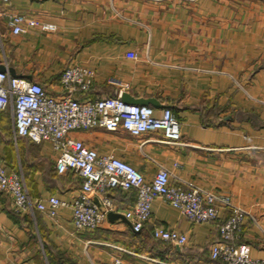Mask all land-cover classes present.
Listing matches in <instances>:
<instances>
[{
	"label": "crops",
	"instance_id": "0c3cea01",
	"mask_svg": "<svg viewBox=\"0 0 264 264\" xmlns=\"http://www.w3.org/2000/svg\"><path fill=\"white\" fill-rule=\"evenodd\" d=\"M17 13L55 28L24 25L14 33ZM73 64L86 66L92 81L73 93L76 98L153 97L158 104L143 105L156 116L170 108L180 138L171 143L160 129L135 136L103 127L68 135L119 156L148 181L164 166L172 184L228 196L247 212L239 240L252 257L264 259V0H0L4 70L60 97L66 93L61 74ZM0 157L8 172L22 174L33 199L46 203L55 195L68 203L53 216L21 213L0 190V264H224L211 257L210 246L220 240L227 206H219L215 219L195 222L156 196L150 218L134 230L123 211L137 190L111 187L105 194L123 218L106 214L98 227L77 229L69 203L82 177L56 170L48 141L17 135L9 107L0 109ZM154 226L177 229L187 239L156 238Z\"/></svg>",
	"mask_w": 264,
	"mask_h": 264
},
{
	"label": "built area",
	"instance_id": "2783aa9c",
	"mask_svg": "<svg viewBox=\"0 0 264 264\" xmlns=\"http://www.w3.org/2000/svg\"><path fill=\"white\" fill-rule=\"evenodd\" d=\"M24 25L41 30L55 28L53 23L40 22L23 13L12 17L14 33L24 31ZM90 74L86 66H67L61 74V85L66 93L56 97L34 80L12 76L7 70H0V109H11L15 133L35 142L48 141L56 154V170L63 173L71 169L83 179L74 200L69 203L74 226L77 229L96 228L108 211L118 209L105 194L111 187L137 190L135 202L123 211L134 230H139L150 218L151 201L156 196L163 197L177 207L181 215L195 222L215 219L219 206L224 205L230 208V213L218 225L220 240L211 244V257L221 259L224 264H264L263 258L250 255L247 242L239 240L247 212L234 205L228 196L206 193L194 183L186 187L172 184L169 180L170 171L164 166H160L148 181L140 170L119 156L100 154L82 140L68 135L72 130L93 127L107 130L123 128L135 136L160 129L163 141L179 142L180 123L168 107L156 116L152 107L126 103L119 93L96 99L76 98L73 95L75 91H85L91 86ZM0 190L11 196L13 208L21 213L38 209L53 216L58 206L68 205L55 195L47 198V204L40 199H33L22 174L8 172L1 157ZM94 194L99 196L103 208L92 199ZM153 234L156 238L179 244L187 239L186 234L177 229L159 226H154Z\"/></svg>",
	"mask_w": 264,
	"mask_h": 264
},
{
	"label": "water",
	"instance_id": "95a60500",
	"mask_svg": "<svg viewBox=\"0 0 264 264\" xmlns=\"http://www.w3.org/2000/svg\"><path fill=\"white\" fill-rule=\"evenodd\" d=\"M0 70H4V68L2 66H0ZM121 98L126 103H136V104L152 103L154 105L158 104L157 101H156V99H154L153 97H148V98H135V97H132L127 92L122 93ZM92 199L100 206V208H103L102 205H101L100 200L95 195L92 196ZM113 216L114 217L116 216V217H122L123 218V215L120 214V213H115L113 211H108L107 212V217H110L111 218Z\"/></svg>",
	"mask_w": 264,
	"mask_h": 264
},
{
	"label": "trees",
	"instance_id": "16d2710c",
	"mask_svg": "<svg viewBox=\"0 0 264 264\" xmlns=\"http://www.w3.org/2000/svg\"><path fill=\"white\" fill-rule=\"evenodd\" d=\"M45 250H46V252H47V254H48V256H50V258H51V255H50V253H49V249L45 246ZM49 258V257H48ZM49 264H58L57 262L55 263V262H53L52 260L50 261L49 260Z\"/></svg>",
	"mask_w": 264,
	"mask_h": 264
}]
</instances>
